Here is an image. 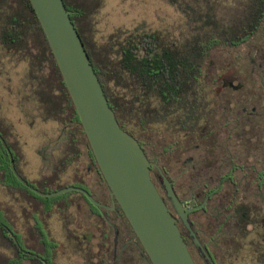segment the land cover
<instances>
[{"label":"flooded vegetation","instance_id":"flooded-vegetation-1","mask_svg":"<svg viewBox=\"0 0 264 264\" xmlns=\"http://www.w3.org/2000/svg\"><path fill=\"white\" fill-rule=\"evenodd\" d=\"M64 3L79 28L76 22L80 24L81 19L76 17L66 0ZM250 4L254 11L247 17L259 25L262 23V27L244 42L245 10L250 12ZM263 6L264 0H204L203 5H197L195 0H173L172 7L184 31L178 41L185 36L194 37V19L197 15V24L202 25L199 15L203 12L207 15L204 18L206 30L219 31L213 42L220 44L214 54L219 52L221 63L213 75L214 86L204 90L209 93L207 99L211 104L199 122L203 141L196 145L192 132L177 135L167 124L146 130L144 137H135L152 163L151 178L177 219L196 264H244L247 257L253 264H264V17L263 22L260 18ZM214 54L207 60L205 74ZM216 66L212 64V68ZM59 125V134L38 137L40 141L42 139L39 157L44 168L49 170L48 174H41L39 181L46 182L47 177L58 175L57 182L63 185L60 181L76 168L70 176L73 181L66 184L67 187H79L85 183L88 186L85 190L99 203L112 207L111 190L86 146L84 149L83 145L80 146L85 153L61 172L67 157L73 153L69 151L71 146L66 145L69 128L63 129ZM51 143L55 145L47 149ZM196 150L200 156L195 154ZM22 164L28 167L25 158L19 164L20 169ZM164 177L172 183L177 197L188 211L187 222L204 250L196 243L170 198ZM17 194L14 196L19 199ZM73 199L69 207L65 201L58 203L59 213L54 215L59 219L63 213L75 217L73 225L79 232L65 238L66 245L70 240L72 243L66 249L69 256L80 258V264H151L118 205L117 211H113L92 204L99 209L95 211L79 195ZM0 208L10 217L4 207ZM73 208L77 210L72 212ZM29 216L33 218V224L25 219ZM22 218L23 230L11 221L10 228L0 219L16 245L1 250V253H6L10 260L25 257L22 264H36L35 261L56 264L57 256L62 252L61 242L55 249L40 246L46 238L54 239L53 215L44 221L32 214L22 215ZM19 219L17 215L15 221ZM67 230L70 231L68 227ZM244 250L246 256L241 254Z\"/></svg>","mask_w":264,"mask_h":264},{"label":"trees","instance_id":"trees-1","mask_svg":"<svg viewBox=\"0 0 264 264\" xmlns=\"http://www.w3.org/2000/svg\"><path fill=\"white\" fill-rule=\"evenodd\" d=\"M80 1L73 3L66 0V3L74 10L76 17L81 19L80 24L76 22L79 27L76 28L121 128L133 137L141 138L145 136L146 130L167 124L177 135L192 132L196 137L195 144L199 145L198 143L203 141L199 122L204 118L211 104L207 99L208 94L204 91L206 64L208 58L220 45L219 42H213L216 38L214 35H218L219 31L206 30L204 18L206 19L207 15H204V12L199 15L202 17L200 26L197 24L196 15L195 34L191 39L185 36L183 40L178 41L170 35L163 37L160 33H138L137 30L136 33L117 32L111 35L106 43L100 44L87 35L94 34L95 13L88 3ZM195 1L197 5L204 3V0ZM170 3L172 4L173 0H170ZM249 10L250 12L245 10V17L254 11L251 4ZM260 12L263 22L264 6ZM73 19L74 17L72 18L74 23L76 20ZM261 27L262 23L259 25V22L249 20L247 17L244 21L243 41L249 39ZM0 48L2 55L10 57L12 62L29 64L26 83L29 94L26 95L25 102H34L45 121L57 122L63 126V129L69 128L66 145L71 146L69 151L73 155L67 157L61 172H64L83 152L85 153L82 152L85 146L95 159L56 59L29 0H0ZM0 134L6 139L17 170L27 180L19 168L24 155L17 146L18 141H11L1 126ZM81 145L84 146L83 149L80 148ZM195 154L200 156L198 150ZM201 178L203 179L204 176ZM57 180L58 175H54L47 177L46 182H42L39 187L29 183L40 191L52 193L67 187L60 185ZM0 185L7 187L12 195L27 191L39 197L18 181L11 170L9 154L1 141ZM79 187L88 190L85 183L80 184ZM75 194H78L93 210L99 211L78 192L57 198H63L69 207L73 204ZM0 219L11 228L10 219L1 208ZM1 220V249L16 247L4 225H1ZM40 244L53 249L60 247L59 241L49 237ZM24 258L10 260L6 253H0V264H22ZM52 258L54 259V255ZM35 262L40 264L38 261Z\"/></svg>","mask_w":264,"mask_h":264},{"label":"water","instance_id":"water-1","mask_svg":"<svg viewBox=\"0 0 264 264\" xmlns=\"http://www.w3.org/2000/svg\"><path fill=\"white\" fill-rule=\"evenodd\" d=\"M29 1L56 59L99 169L111 190L113 206L99 203L80 187L71 186L45 193L32 186L17 170L13 154L0 134V141L10 157L12 172L22 185L41 197L55 198L80 192L98 208L117 211L118 205L151 264H196L177 225V219L169 211L151 178L152 163L139 141L121 128L109 104L72 21L71 11L66 8L64 0ZM54 145L49 144L47 149ZM164 180L170 198L186 221L196 243L203 249L187 222L188 211L177 197L172 183L166 177Z\"/></svg>","mask_w":264,"mask_h":264},{"label":"rangeland","instance_id":"rangeland-1","mask_svg":"<svg viewBox=\"0 0 264 264\" xmlns=\"http://www.w3.org/2000/svg\"><path fill=\"white\" fill-rule=\"evenodd\" d=\"M70 1L74 3L79 0ZM80 2L88 3L90 9L95 13L93 16L94 34L88 33L87 35L89 38L93 37L100 44L106 43L111 35L121 31L136 33L138 30V33H160L163 37L170 35L176 40L184 32L170 0H98L95 2L81 0ZM214 55L211 63L217 66L212 68L211 64L208 68L204 77L205 90L214 86L213 75L221 63L219 52L217 51ZM28 73L29 64L27 62H12L10 57L2 55L0 48V126L7 132L11 141H18L17 146L28 161V167L21 165L22 174L29 182L39 187L42 184L39 181L41 174H48L49 170L44 168L39 157V145L42 139L40 141L38 137L42 134L57 135L60 133L61 126L53 121H45L34 102H25L24 99L29 94L26 88ZM75 170L76 168H72L60 182L63 185L71 183L73 178L70 176ZM88 182L92 185L90 177H88ZM17 195L19 199L0 186V207L6 209L10 221L17 228L23 230L22 215L32 214L33 217L43 221L49 215H53L54 219L51 221L53 238L61 242L62 245V252L57 256L56 264H80V258L69 256V251L66 250L70 246L71 240L68 245L65 243V238L69 239L71 235L79 232L73 225L75 217L66 213L61 215V219L54 216L55 212L59 213L57 204L65 200L56 197H37L27 191H22ZM76 195L78 194L74 196ZM76 210L77 208H73L72 212ZM17 215L20 221H15ZM25 219L34 223L31 216ZM71 224L72 226L69 227ZM67 227L70 231L67 230ZM1 250L3 249L0 247V253ZM246 253L244 250L241 254L246 256ZM247 258L244 264H253Z\"/></svg>","mask_w":264,"mask_h":264}]
</instances>
